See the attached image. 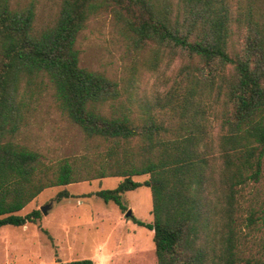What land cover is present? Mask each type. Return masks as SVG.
Here are the masks:
<instances>
[{"label":"trees","instance_id":"trees-1","mask_svg":"<svg viewBox=\"0 0 264 264\" xmlns=\"http://www.w3.org/2000/svg\"><path fill=\"white\" fill-rule=\"evenodd\" d=\"M106 5L113 6L135 47L153 42L157 61L159 54L187 59L160 118L120 111L119 83L81 64L79 35L89 15ZM231 5V0H62L54 21L38 27L33 3L0 0V228L36 222L40 209L20 211L48 187L118 176L123 180L116 187L84 196L125 208L123 193L148 186L153 221H135L153 230L157 264H264L241 256L232 214L237 188L259 181L262 172L264 16L254 0ZM44 78L66 116L88 138L109 143L99 168L82 173L64 160L51 170L45 155L26 143L29 101ZM140 175L148 178L134 180ZM217 183L225 204L213 200ZM69 196L67 189L57 194L60 200Z\"/></svg>","mask_w":264,"mask_h":264},{"label":"rangeland","instance_id":"rangeland-1","mask_svg":"<svg viewBox=\"0 0 264 264\" xmlns=\"http://www.w3.org/2000/svg\"><path fill=\"white\" fill-rule=\"evenodd\" d=\"M13 1L21 5L33 3L36 25L43 27L54 21L62 0ZM245 1L231 0V7L235 9L239 2ZM254 5L264 16V0H254ZM155 46L151 42L135 47L111 5L89 15L78 38L81 64L116 80L123 92L116 106L120 111L131 112L135 118L145 111L162 117L166 100L179 85L182 66L187 62L180 56L172 59L161 54L157 61ZM29 102L25 141L45 155V163L51 170H57L64 160L74 163L82 173L104 164L109 143L101 138H88L66 116L53 85L46 78L38 82ZM214 124L216 133L218 121ZM147 178L148 175L134 176L137 181ZM122 180L123 177L108 176L44 189L20 213L41 210L43 205L51 204L47 213L41 211L36 222L24 226L0 228V264H59L83 258L92 259L93 264H157L153 230L135 221H153L152 193L148 186L123 193L125 208L96 195L84 196L114 188ZM63 189L73 196L58 199L57 194ZM216 190L213 200H225L219 183ZM233 204L241 256L261 259L264 263V157L259 181L239 186ZM129 210L132 215L127 217Z\"/></svg>","mask_w":264,"mask_h":264},{"label":"water","instance_id":"water-1","mask_svg":"<svg viewBox=\"0 0 264 264\" xmlns=\"http://www.w3.org/2000/svg\"><path fill=\"white\" fill-rule=\"evenodd\" d=\"M51 206V204H46V205H43L42 207H41V211L43 212V213H47L48 212V208ZM132 215V211L131 210H129L127 213H126V216L128 217V216H131Z\"/></svg>","mask_w":264,"mask_h":264}]
</instances>
